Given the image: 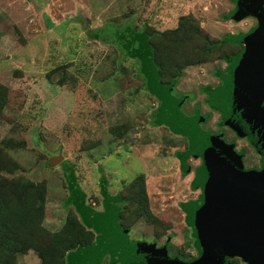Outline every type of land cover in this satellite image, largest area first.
<instances>
[{"label":"rangeland","instance_id":"rangeland-1","mask_svg":"<svg viewBox=\"0 0 264 264\" xmlns=\"http://www.w3.org/2000/svg\"><path fill=\"white\" fill-rule=\"evenodd\" d=\"M233 8L231 0H0V83L7 87L0 141L14 143L5 151L15 164L4 175L28 205L43 211L47 233L57 231L73 211L63 203L70 171L95 210L103 211L102 188L116 197L118 222L129 242L168 241L170 257L196 255L184 207L201 195L200 187H192L201 159L189 157L182 171L177 154L186 149V138L154 124L160 101L144 89L136 60L121 54L114 32L105 27L128 22L133 31L159 35L180 21L189 23L184 64L172 90L187 96L180 112L191 117L198 110L205 118L202 130L220 132L247 150L246 140L221 123L202 89L221 83L217 70L241 48L219 41L256 25L251 16L228 18ZM106 38L113 41L103 42ZM119 125L120 133L111 131ZM248 152L246 165L257 164L255 150ZM56 155L61 161L50 165ZM139 174L144 209L131 185ZM108 259L106 254L100 264ZM15 264L39 259L30 249Z\"/></svg>","mask_w":264,"mask_h":264},{"label":"water","instance_id":"water-1","mask_svg":"<svg viewBox=\"0 0 264 264\" xmlns=\"http://www.w3.org/2000/svg\"><path fill=\"white\" fill-rule=\"evenodd\" d=\"M231 1L234 8L228 18L251 16L256 25L246 33L227 36L228 42L243 48L220 72L221 85L208 92V102L225 126L248 138L261 156L260 169H245L242 152H236L233 143L200 128L205 118L199 112L191 117L180 112L185 95L175 97L170 84H158L154 92L162 102V122L187 139L190 156L203 161L195 179L202 189L200 199L184 207L197 255L184 261L168 256V241L160 247L129 242L112 208L93 216L92 225L102 236L81 252L86 259L80 264H97L105 254L123 264H227L233 257L246 264H264V0ZM61 159L52 156L49 164Z\"/></svg>","mask_w":264,"mask_h":264},{"label":"trees","instance_id":"trees-1","mask_svg":"<svg viewBox=\"0 0 264 264\" xmlns=\"http://www.w3.org/2000/svg\"><path fill=\"white\" fill-rule=\"evenodd\" d=\"M188 24L180 21L176 28L159 35H154V32H147L144 29L133 31L128 22L123 25L112 26V28L107 24L105 30L114 32L122 55L136 60L138 74L143 80L144 89L158 99L154 92L156 86L158 84L164 86L170 84L173 86V82L181 66L184 64L181 49L186 42L189 31L192 30V27ZM227 36L219 42L221 44L229 43ZM98 37H101V35L99 36L98 34ZM102 40L103 42L113 41L112 38ZM222 71L217 70L216 75L218 76ZM202 89L208 95V92L212 88L205 85ZM208 100L207 98V102ZM6 103L7 87L0 83V116ZM161 104L162 102L160 101V107ZM160 107L157 112L158 114L154 116V124H165L160 117ZM120 128L121 125L113 126L111 131L120 133ZM13 146L14 143L10 139L0 141V264H15L16 257L25 254L30 249L36 253L39 264L82 263L86 257L81 255V252L102 236V233L92 225L95 214H105L113 208L116 215L115 220L121 227L118 222L119 216L117 214V208L114 204L116 197L110 196L102 188L103 211L95 210L86 204L84 194L79 190V186L75 182V177H73L70 171H67L68 195L63 203L67 207L70 206L73 211L72 213L68 211L62 226L54 233L49 234L42 225L44 217L43 211L28 205L11 188L7 177L4 175V171H9L15 166L13 160L5 151L6 148ZM187 148L188 145L186 149L177 154L183 172L187 171L186 161L190 157ZM196 176L192 181L193 188L198 186L195 182ZM131 185H135L140 196L143 197L141 199L143 201L141 208H146L144 205L146 190L143 175H137L131 181ZM142 214L145 215L146 212L142 211ZM191 235H193V231ZM192 238H194V235ZM193 243L195 245V239ZM177 257L180 258L179 256ZM108 261L110 264H115L116 262L123 264L119 260H114L110 255ZM100 263L101 261L97 264ZM227 264L238 263L234 257L228 259Z\"/></svg>","mask_w":264,"mask_h":264},{"label":"flooded vegetation","instance_id":"flooded-vegetation-1","mask_svg":"<svg viewBox=\"0 0 264 264\" xmlns=\"http://www.w3.org/2000/svg\"><path fill=\"white\" fill-rule=\"evenodd\" d=\"M249 31V30H248ZM247 31V32H248ZM243 48V44H241V48L235 53V54H233L231 57H230V60H231V58L234 56V55H236L241 49ZM230 64V61H229V63H228V65ZM227 65V66H228ZM226 66V67H227ZM225 67V68H226ZM218 77H219V75H218ZM220 80V79H219ZM220 82H221V80H220ZM219 85H221V83L219 84ZM219 85H217L216 87H218ZM215 87V88H216ZM214 89V88H213ZM172 90H173V86H172ZM172 90H171V94L172 95H174L173 93H172ZM182 95V94H181ZM183 95H185V94H183ZM175 97H179V96H176V95H174ZM186 96V95H185ZM186 99H187V96H186ZM185 99V100H186ZM263 105H264V101H263V103H262ZM197 112H199L198 110H197ZM200 113V112H199ZM227 128H229L228 126H226ZM234 134H235V138H244L245 140H246V143L248 144V147H247V150H246V148L245 149H243L241 146H237V141H225L223 138V140L226 142V143H233V145H234V150L236 151V152H242V165H243V167L245 168V169H247V168H254V169H260V167H261V156L257 153V151L255 150V148L249 143V141H248V138L247 137H240V136H238L231 128H229ZM204 131H207V130H204ZM210 132V131H209ZM212 133V132H211ZM220 132H218V133H213V134H219ZM221 134V133H220ZM238 136V137H237ZM221 137H222V135H221ZM230 140V139H229ZM248 150H255V153H256V156H257V164H255V165H246V163H247V161H248V157H249V152H248ZM190 157H192V156H190ZM195 158H200V157H195ZM201 159V158H200ZM256 163V162H255ZM203 164V161H202V159H201V165ZM201 165L199 166V167H201ZM199 167H197V169H196V173H197V170L199 169ZM200 194H202V192L200 193ZM201 196V195H200ZM200 196H199V199H200ZM164 244V243H163ZM162 244V245H163ZM161 246V245H160ZM160 246H157V247H160ZM196 248V247H195ZM197 252V251H196ZM196 255H197V253H196ZM195 255V256H196ZM169 256V255H168ZM194 256V257H195ZM170 257V256H169ZM172 257H177V256H172ZM171 257V258H172ZM194 257H192V258H194ZM192 258H190V259H192ZM234 258V257H233ZM238 258V257H237ZM181 259V258H180ZM190 259H188V260H190ZM181 260H183V259H181ZM188 260H184V261H188ZM227 263H228V261H227ZM244 264H246L245 262H244Z\"/></svg>","mask_w":264,"mask_h":264}]
</instances>
